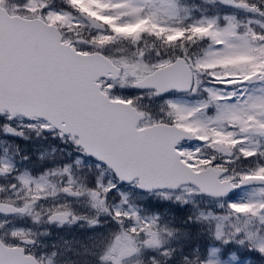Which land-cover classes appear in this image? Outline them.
<instances>
[{
  "label": "snow or ice",
  "instance_id": "snow-or-ice-1",
  "mask_svg": "<svg viewBox=\"0 0 264 264\" xmlns=\"http://www.w3.org/2000/svg\"><path fill=\"white\" fill-rule=\"evenodd\" d=\"M0 264H264V0H0Z\"/></svg>",
  "mask_w": 264,
  "mask_h": 264
}]
</instances>
